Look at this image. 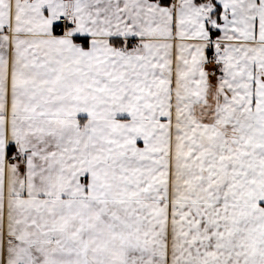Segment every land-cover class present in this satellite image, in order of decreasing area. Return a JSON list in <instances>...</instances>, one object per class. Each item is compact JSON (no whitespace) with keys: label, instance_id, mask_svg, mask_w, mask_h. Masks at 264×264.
<instances>
[{"label":"crops","instance_id":"obj_1","mask_svg":"<svg viewBox=\"0 0 264 264\" xmlns=\"http://www.w3.org/2000/svg\"><path fill=\"white\" fill-rule=\"evenodd\" d=\"M68 1L0 0V264H264V0Z\"/></svg>","mask_w":264,"mask_h":264},{"label":"built area","instance_id":"obj_2","mask_svg":"<svg viewBox=\"0 0 264 264\" xmlns=\"http://www.w3.org/2000/svg\"><path fill=\"white\" fill-rule=\"evenodd\" d=\"M70 3L68 0L62 2V12L57 18L55 26L56 33H68L74 30V23L69 18ZM208 38V47L205 52L204 63L211 69L212 76L220 78L223 76V63L220 61L219 53L213 48L214 44L219 41L217 27L210 26ZM125 49L140 47V43L136 40H125L123 42ZM6 160L12 164H21L23 157L20 153L12 148H8L6 152Z\"/></svg>","mask_w":264,"mask_h":264},{"label":"trees","instance_id":"obj_3","mask_svg":"<svg viewBox=\"0 0 264 264\" xmlns=\"http://www.w3.org/2000/svg\"><path fill=\"white\" fill-rule=\"evenodd\" d=\"M171 0H160L161 3L163 4H169ZM205 0H195L196 3H203ZM217 11V10H216ZM215 16L218 15V13L214 12L213 13ZM218 17V16H217ZM218 19V18H217ZM79 43L82 46H86L87 45V41L86 40H79Z\"/></svg>","mask_w":264,"mask_h":264},{"label":"rangeland","instance_id":"obj_4","mask_svg":"<svg viewBox=\"0 0 264 264\" xmlns=\"http://www.w3.org/2000/svg\"><path fill=\"white\" fill-rule=\"evenodd\" d=\"M223 75H224V73H223ZM223 77V76H222ZM221 78V77H220Z\"/></svg>","mask_w":264,"mask_h":264}]
</instances>
